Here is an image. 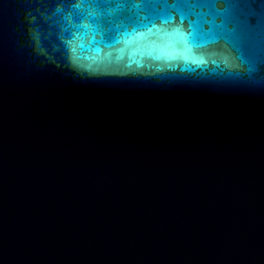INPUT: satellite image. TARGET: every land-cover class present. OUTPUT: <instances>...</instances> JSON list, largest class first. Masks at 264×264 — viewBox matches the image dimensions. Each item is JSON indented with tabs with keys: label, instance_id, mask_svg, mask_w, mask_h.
<instances>
[{
	"label": "water",
	"instance_id": "1",
	"mask_svg": "<svg viewBox=\"0 0 264 264\" xmlns=\"http://www.w3.org/2000/svg\"><path fill=\"white\" fill-rule=\"evenodd\" d=\"M74 2L0 0V264H264V54Z\"/></svg>",
	"mask_w": 264,
	"mask_h": 264
},
{
	"label": "snow or ice",
	"instance_id": "2",
	"mask_svg": "<svg viewBox=\"0 0 264 264\" xmlns=\"http://www.w3.org/2000/svg\"><path fill=\"white\" fill-rule=\"evenodd\" d=\"M86 0H75L73 8L79 9ZM88 2L99 8L105 4L115 3L117 8L125 6L121 0H88ZM179 3L190 6L201 4L209 9V13L220 20L221 27L231 25L229 37L237 41L240 47L255 58L258 54H264V0H178ZM259 2V9L256 7ZM151 3L134 5V7L151 8ZM89 19H94L90 14ZM82 20L83 17H77ZM215 22V20L213 21ZM80 27H86L83 23Z\"/></svg>",
	"mask_w": 264,
	"mask_h": 264
}]
</instances>
